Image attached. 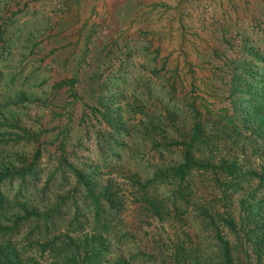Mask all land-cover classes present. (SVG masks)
Instances as JSON below:
<instances>
[{"label": "rangeland", "instance_id": "rangeland-1", "mask_svg": "<svg viewBox=\"0 0 264 264\" xmlns=\"http://www.w3.org/2000/svg\"><path fill=\"white\" fill-rule=\"evenodd\" d=\"M1 23L10 39L6 55H0V112L11 122L0 125L10 135L0 146L25 159L40 148L37 187L55 174L39 195L28 187L26 201L38 207L60 200V229L76 236L91 231L83 191L73 189L71 175L61 179L60 170H53L62 152L98 186L109 183L118 197L115 207L105 208L110 223L102 264H114L116 256L131 264H158L157 248L166 254L179 238L199 258L209 253L210 240L191 205L160 220L132 199L138 188L133 183L150 176L159 161L178 159L170 148L159 156L150 141L169 131L167 120L157 128V117L176 99L191 94L214 110L228 105L222 60L240 52L242 35L264 53V0H0ZM173 73L176 90L165 96L169 88L157 74ZM202 82L218 95L205 93ZM107 109L117 125L102 117ZM184 117L176 118L181 127L174 133L184 132ZM203 183L190 204L221 210V201ZM256 197L264 201V184ZM231 208L236 211L237 204ZM71 216L80 224L70 227ZM222 233L233 264H264L246 241L225 228ZM27 243L21 245L25 256L32 252Z\"/></svg>", "mask_w": 264, "mask_h": 264}, {"label": "trees", "instance_id": "trees-1", "mask_svg": "<svg viewBox=\"0 0 264 264\" xmlns=\"http://www.w3.org/2000/svg\"><path fill=\"white\" fill-rule=\"evenodd\" d=\"M3 25L0 24V55L5 56L10 37ZM222 38L229 46L224 31ZM222 64L224 68L219 70L226 75L224 97L228 105L214 110L191 94L176 99L171 109L157 117V128H163L160 122L167 120L169 131L158 136L157 142L150 141L156 145L159 156L170 148L177 150L178 159L159 161L150 176L132 182L138 186L131 193L132 199L146 205L160 220L162 215H174L179 207L187 211L191 205L199 229L206 233L212 246L209 253L199 258L197 250L184 246L179 238L166 254L162 247L157 248L158 264H233L232 247L222 228L250 244L258 258L264 257V201L256 197L264 184V53L242 35L240 52L223 58ZM160 71L158 67L157 73ZM157 77L162 79L163 88L166 85L169 88L164 95H174V73L168 77L157 74ZM73 81L69 80L70 86ZM202 85L208 95H218L211 84L202 82ZM108 110L101 115L113 124L114 118ZM183 114L187 119L184 132L176 134L172 130L181 127L176 118ZM10 120L0 112V125H9ZM7 135L10 136L0 131V142ZM113 143L118 145V140L113 139ZM39 155V147L25 159L0 146V264H102L106 251L104 237L110 223V213L105 208L115 207L118 197L109 190V183L98 186L85 170L73 166L61 152L53 170H60L61 179L65 174L73 177V189L83 191L92 214L88 233L76 236L62 231L60 200L37 207L24 198L28 187L37 195L43 193L55 175L49 174L41 187L36 186ZM88 171L92 174L93 170ZM204 181L221 201V210L190 204L197 185H205ZM234 204L236 211L231 208ZM68 224L74 227L80 222L71 216ZM19 233L22 236L17 239ZM23 241L32 250L28 256L21 249ZM39 256L44 260L40 261ZM114 264L131 263L116 256Z\"/></svg>", "mask_w": 264, "mask_h": 264}]
</instances>
